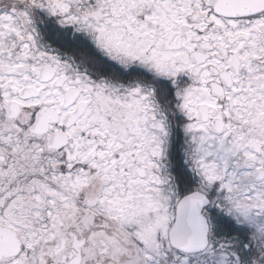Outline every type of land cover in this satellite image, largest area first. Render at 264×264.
<instances>
[{
  "label": "flooded vegetation",
  "instance_id": "flooded-vegetation-1",
  "mask_svg": "<svg viewBox=\"0 0 264 264\" xmlns=\"http://www.w3.org/2000/svg\"><path fill=\"white\" fill-rule=\"evenodd\" d=\"M0 28V264H264V0H0Z\"/></svg>",
  "mask_w": 264,
  "mask_h": 264
},
{
  "label": "rangeland",
  "instance_id": "rangeland-1",
  "mask_svg": "<svg viewBox=\"0 0 264 264\" xmlns=\"http://www.w3.org/2000/svg\"><path fill=\"white\" fill-rule=\"evenodd\" d=\"M13 28L15 31H17L16 27H11ZM4 35H5V29L4 28H0V43L2 42V39H4ZM5 50V46H1L0 47V51H4ZM149 133L151 135V137L147 138L145 140L146 144H152V143H156V140L154 139V134L153 132H151L149 130ZM160 146V144L158 145ZM215 150H211L208 151V154L211 156L208 159L206 158V160L204 161V164H206V172H213L215 169V154L214 152ZM205 155V156H208ZM146 158L149 160V158H153V155L151 153V151L147 150L145 153ZM150 162V168H152V162L149 160ZM152 163V164H151ZM211 179V178H209ZM228 183H230V181H226L221 185V190L226 192V195L223 196L222 198L227 200L226 202H221L222 204H227L228 208L226 210L230 211L231 214L235 217H239V219H243V220H247L248 223L255 229H261L262 226V221L263 218L259 215V217L257 216V213H253V209L256 208L257 210H260L261 207L260 206H254L252 202H228V200L231 197L232 194V190H231V185H229ZM227 184V185H226ZM147 196H143L142 194V199L143 202H139V205H137L136 207L132 208V211H135L136 217L138 219L141 220V222L143 223V225H147V229L148 231H151L152 229L148 228L149 225V219L146 218V215L149 214V212L152 210V208L154 207V203H155V199L153 200H148L146 199ZM133 224V223H132ZM164 234V238L163 240L160 242L161 246H164V244H166V236H167V231L163 232ZM148 234V233H145ZM144 241H148L147 238L143 237ZM154 257L156 255H153ZM170 262V261H169ZM171 264H183V260L180 256H176L174 255L171 259Z\"/></svg>",
  "mask_w": 264,
  "mask_h": 264
},
{
  "label": "water",
  "instance_id": "water-1",
  "mask_svg": "<svg viewBox=\"0 0 264 264\" xmlns=\"http://www.w3.org/2000/svg\"><path fill=\"white\" fill-rule=\"evenodd\" d=\"M238 7L240 8L242 6L239 5ZM188 201L189 199L182 201L178 209H183L184 205H186ZM207 205L208 202L204 204V206ZM185 224L186 222L182 219V213H178L174 232H171L168 237L169 246L172 249L184 254H197L205 251L208 247V227L205 220L201 218L199 222L196 223L197 231L194 233L196 235L193 236L192 233L187 235L186 233L179 232Z\"/></svg>",
  "mask_w": 264,
  "mask_h": 264
}]
</instances>
